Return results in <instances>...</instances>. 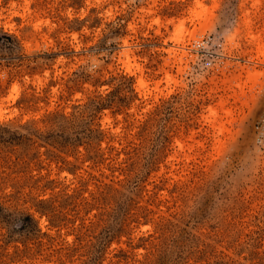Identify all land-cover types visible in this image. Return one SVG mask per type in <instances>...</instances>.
Here are the masks:
<instances>
[{"label":"rangeland","instance_id":"374dc122","mask_svg":"<svg viewBox=\"0 0 264 264\" xmlns=\"http://www.w3.org/2000/svg\"><path fill=\"white\" fill-rule=\"evenodd\" d=\"M263 111L264 0H0V264H264Z\"/></svg>","mask_w":264,"mask_h":264},{"label":"bare ground","instance_id":"6f19581e","mask_svg":"<svg viewBox=\"0 0 264 264\" xmlns=\"http://www.w3.org/2000/svg\"><path fill=\"white\" fill-rule=\"evenodd\" d=\"M182 24H180L179 25V29L178 28H176L177 29V31L175 32V35H174V40L177 42V43H180L183 39H184V29H183V27L184 26H182V27H180Z\"/></svg>","mask_w":264,"mask_h":264},{"label":"built area","instance_id":"2783aa9c","mask_svg":"<svg viewBox=\"0 0 264 264\" xmlns=\"http://www.w3.org/2000/svg\"><path fill=\"white\" fill-rule=\"evenodd\" d=\"M257 130H258L260 138L264 140V111H263L260 121L257 124Z\"/></svg>","mask_w":264,"mask_h":264}]
</instances>
